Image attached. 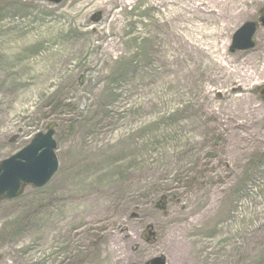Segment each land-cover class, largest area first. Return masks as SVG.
I'll return each instance as SVG.
<instances>
[{
    "label": "rangeland",
    "instance_id": "374dc122",
    "mask_svg": "<svg viewBox=\"0 0 264 264\" xmlns=\"http://www.w3.org/2000/svg\"><path fill=\"white\" fill-rule=\"evenodd\" d=\"M155 1L0 0V162L53 126L60 164L0 198V264H264V0L205 38L225 22L191 5L205 49L161 43L167 63Z\"/></svg>",
    "mask_w": 264,
    "mask_h": 264
},
{
    "label": "water",
    "instance_id": "95a60500",
    "mask_svg": "<svg viewBox=\"0 0 264 264\" xmlns=\"http://www.w3.org/2000/svg\"><path fill=\"white\" fill-rule=\"evenodd\" d=\"M46 1L61 3L63 0ZM260 20L264 25V17ZM256 30L257 22H245L235 31L231 50L255 47L253 37ZM46 131L37 133L25 148L0 162V198L15 199L26 184H32L35 187L44 186L59 170L56 130L52 126ZM147 264H167L166 257L156 256Z\"/></svg>",
    "mask_w": 264,
    "mask_h": 264
},
{
    "label": "bare ground",
    "instance_id": "6f19581e",
    "mask_svg": "<svg viewBox=\"0 0 264 264\" xmlns=\"http://www.w3.org/2000/svg\"><path fill=\"white\" fill-rule=\"evenodd\" d=\"M155 2L160 5H170L167 6V8L163 11L164 18L158 24L160 25V27L165 29L164 32L161 33V35H159L156 31L151 33V36L153 37L152 41H154L155 47V51L153 53H156L153 54L152 57H156L159 61H163L165 63H167L168 60L167 57L164 56V51L163 47H161V43H167L171 41L174 42V46L178 50L182 49L186 50L187 52H196L198 55L202 53V50L204 51L205 48L201 45L203 43L201 42L203 38L201 37V39H199L197 34L194 33L196 31V28H194V31L191 30V27H189L188 32L179 31V28L182 27L181 22L186 21V17L194 15V13L196 12L195 9H197L200 5L208 6L210 12L216 13L217 21H219L218 17H222L221 21L225 22L223 26H216L215 28H212V30H209V34L204 35V38L207 35H221L223 29H225V27H228V24L226 23H228V18L231 17L228 16V11L227 13L226 11H222L221 15L218 13V11H216L217 8H220V6H222L224 3H227L226 0H190V3H188V6H186L185 8H182L181 0H156ZM191 5L195 6V9H192ZM189 8L192 10H190ZM216 46L217 48L216 50H214L216 58L214 59L213 67H216V73L218 77L219 75L224 74L227 70L229 72H233V66L228 59H226L225 57H220L221 48L218 42H216ZM166 69L168 70V73H166L167 76L168 74H174L172 69H170L169 67H166ZM174 79H176V77H174Z\"/></svg>",
    "mask_w": 264,
    "mask_h": 264
}]
</instances>
